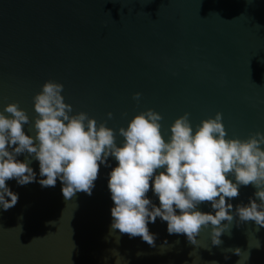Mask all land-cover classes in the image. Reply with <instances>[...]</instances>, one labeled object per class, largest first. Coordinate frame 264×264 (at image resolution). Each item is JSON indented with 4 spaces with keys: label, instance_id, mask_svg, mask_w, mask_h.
Masks as SVG:
<instances>
[{
    "label": "water",
    "instance_id": "water-1",
    "mask_svg": "<svg viewBox=\"0 0 264 264\" xmlns=\"http://www.w3.org/2000/svg\"><path fill=\"white\" fill-rule=\"evenodd\" d=\"M46 80L63 85L72 113L112 128L118 146L117 130L147 109L161 115L162 134L186 112L194 129L220 112L226 137L264 133V0H0V111L16 102L26 133ZM31 167L38 176L36 160ZM109 171L100 167L91 195L67 200L59 180H7L18 200L0 209V264H264V227L251 220L234 217L220 245L210 225L193 244L159 218L148 224L154 246L110 232ZM255 190L240 186L233 209ZM199 208L212 211L208 201Z\"/></svg>",
    "mask_w": 264,
    "mask_h": 264
},
{
    "label": "clouds",
    "instance_id": "clouds-1",
    "mask_svg": "<svg viewBox=\"0 0 264 264\" xmlns=\"http://www.w3.org/2000/svg\"><path fill=\"white\" fill-rule=\"evenodd\" d=\"M62 89L61 83L46 80L32 97L38 114L34 132L24 130L29 118L16 102L0 111V209L6 211L18 200L7 180L15 179L20 186L35 181L41 187H54L59 180L67 200L79 191L91 195L104 166L110 167V232L118 229L154 246L156 234L148 224L159 218L166 222L168 234H184L193 244L201 226L210 225L211 243L220 245L234 217L264 227V133L257 131L246 139L226 137L220 112L194 129L186 112L162 134L161 115L147 109L117 130L123 137L118 146L105 122L97 124L83 111L72 113ZM139 97V92L133 93V99ZM109 157L116 161L114 167ZM33 160L38 162V176ZM150 181L158 204L147 195ZM250 183L256 189L252 197L233 209L231 200L239 187ZM204 201L212 211L200 210Z\"/></svg>",
    "mask_w": 264,
    "mask_h": 264
}]
</instances>
